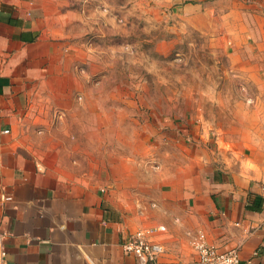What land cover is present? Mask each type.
I'll use <instances>...</instances> for the list:
<instances>
[{"label": "crops", "instance_id": "0c3cea01", "mask_svg": "<svg viewBox=\"0 0 264 264\" xmlns=\"http://www.w3.org/2000/svg\"><path fill=\"white\" fill-rule=\"evenodd\" d=\"M89 1L0 0L4 264H142L121 245L146 229H158L161 264H196L200 232L239 248L240 264H264V0L147 3L170 34L164 55L193 30L256 91L225 124L155 118L134 85L107 82L74 31L89 24Z\"/></svg>", "mask_w": 264, "mask_h": 264}, {"label": "rangeland", "instance_id": "374dc122", "mask_svg": "<svg viewBox=\"0 0 264 264\" xmlns=\"http://www.w3.org/2000/svg\"><path fill=\"white\" fill-rule=\"evenodd\" d=\"M100 1L87 3L89 24H76L74 31L91 39L94 55L110 71L107 82L134 89L144 114L179 122L202 113L225 124L236 101L255 95L254 90H244L224 51L218 48L214 53L209 41L193 30L181 40L176 36L173 51L164 55L166 49L159 46L170 34L163 14L147 9L149 0H103L105 15L97 11ZM83 3L68 0L67 7L81 8Z\"/></svg>", "mask_w": 264, "mask_h": 264}, {"label": "built area", "instance_id": "2783aa9c", "mask_svg": "<svg viewBox=\"0 0 264 264\" xmlns=\"http://www.w3.org/2000/svg\"><path fill=\"white\" fill-rule=\"evenodd\" d=\"M156 231L158 229L135 232L122 243V249L125 253L137 257L142 264H161L159 258L165 252L164 247L150 239ZM5 238V233L0 230V264H4L7 257ZM193 248L197 256L196 264H240L239 248L221 250L210 245L204 233H198L193 241Z\"/></svg>", "mask_w": 264, "mask_h": 264}]
</instances>
